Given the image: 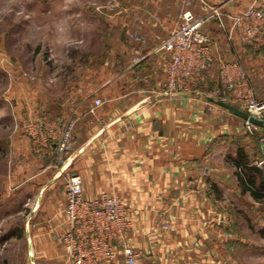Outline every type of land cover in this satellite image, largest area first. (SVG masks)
I'll list each match as a JSON object with an SVG mask.
<instances>
[{
  "label": "crops",
  "instance_id": "1",
  "mask_svg": "<svg viewBox=\"0 0 264 264\" xmlns=\"http://www.w3.org/2000/svg\"><path fill=\"white\" fill-rule=\"evenodd\" d=\"M252 2L128 0L123 5L128 12L103 23L107 46L99 63L89 58L60 101L51 103L41 95L39 102H18L20 128L9 136L8 155L14 162L6 176L8 188L15 191L38 178L39 198L44 192L43 210L22 231L24 264H64L53 228L57 231L62 220L63 187L72 174L82 178L86 198L115 194L129 208L131 227L125 234L129 245L144 254L139 264H227L222 225L227 211H249V199L259 204L239 182L237 159L242 155L253 165L261 159L258 139L264 128L250 136L245 111L217 95L218 68L238 60L262 100L264 49L243 47L234 33L228 38L226 16L212 18L203 27L214 41L212 67L197 84L173 92L164 87L169 53L153 49L178 25L185 9L202 15L207 3L225 15ZM132 32L145 43L132 41ZM134 57L140 61L134 63ZM95 98L103 104L90 113ZM38 114L46 116L53 136L62 122L74 121L67 166L53 170L47 155L34 152L27 125ZM204 166L210 169L207 176Z\"/></svg>",
  "mask_w": 264,
  "mask_h": 264
},
{
  "label": "rangeland",
  "instance_id": "2",
  "mask_svg": "<svg viewBox=\"0 0 264 264\" xmlns=\"http://www.w3.org/2000/svg\"><path fill=\"white\" fill-rule=\"evenodd\" d=\"M117 1L124 7L128 0ZM112 2L0 0V264L25 263L22 231L43 210L38 178L15 191L8 188L6 176L14 162L8 155L9 136L20 128L17 104L39 102L41 95L51 103L60 101L89 58L99 63L107 46L103 23L112 16L102 8ZM227 214L222 222L223 259L227 264H264V204L249 199V211Z\"/></svg>",
  "mask_w": 264,
  "mask_h": 264
},
{
  "label": "built area",
  "instance_id": "3",
  "mask_svg": "<svg viewBox=\"0 0 264 264\" xmlns=\"http://www.w3.org/2000/svg\"><path fill=\"white\" fill-rule=\"evenodd\" d=\"M189 1L185 2L188 6ZM204 14L196 15L185 9L179 15L178 25L168 36L154 47V52L165 51L169 59L164 68V87L168 92L182 90L197 84L204 73L214 63L212 37L203 31L207 21L212 18L226 16L230 20L228 38L234 33L243 47L264 49V3L253 2L239 12L225 15L215 6L203 3ZM101 9V8H97ZM102 9L111 15L128 12L119 6L117 0L108 3ZM129 38L137 44L145 40L136 32ZM140 61L134 57L133 62ZM216 93L231 99L238 104L250 117L264 119V99L255 97L250 79L238 60L221 62L218 68ZM103 104L95 98L90 113ZM27 125V133L32 139L34 152L38 156L47 155L50 164L57 168L68 165V158L73 148V123L62 122L57 135L48 131V120L41 114ZM133 127L132 121L127 122ZM244 129L253 136L257 130L248 120H244ZM261 159L255 166L264 167V136L259 138ZM208 166L203 167V174L209 175ZM64 207L61 211L62 220L54 230V240L62 248L61 258L64 264H139L144 258L142 252L132 248L126 239V231L130 229L128 218L129 208L115 194L103 193L94 198H86L83 193L82 178L77 174L69 175L64 183Z\"/></svg>",
  "mask_w": 264,
  "mask_h": 264
},
{
  "label": "trees",
  "instance_id": "4",
  "mask_svg": "<svg viewBox=\"0 0 264 264\" xmlns=\"http://www.w3.org/2000/svg\"><path fill=\"white\" fill-rule=\"evenodd\" d=\"M260 129L257 128L255 134ZM237 165L239 171V182L243 186L245 191L249 192L252 199L260 204H264V167L259 168L252 164V161L238 156Z\"/></svg>",
  "mask_w": 264,
  "mask_h": 264
},
{
  "label": "water",
  "instance_id": "5",
  "mask_svg": "<svg viewBox=\"0 0 264 264\" xmlns=\"http://www.w3.org/2000/svg\"><path fill=\"white\" fill-rule=\"evenodd\" d=\"M244 120H248L251 124H253L257 128H264V119L258 120L254 117H250L247 113H244L243 115Z\"/></svg>",
  "mask_w": 264,
  "mask_h": 264
}]
</instances>
